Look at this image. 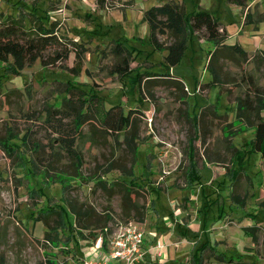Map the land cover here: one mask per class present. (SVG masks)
Wrapping results in <instances>:
<instances>
[{
	"label": "rangeland",
	"instance_id": "1",
	"mask_svg": "<svg viewBox=\"0 0 264 264\" xmlns=\"http://www.w3.org/2000/svg\"><path fill=\"white\" fill-rule=\"evenodd\" d=\"M169 1L0 0V15L21 18L26 24L37 20L49 27L54 23L60 37L86 49L78 76L67 69L74 63L73 52L68 61L55 67L44 68L36 61L19 74L0 63V264H79L83 258H96L104 236L100 229L79 230L69 211L66 222L73 225L69 228L58 226L56 214L44 215L58 212V205L68 210L65 204L72 203L89 214L92 222L111 219L107 239L117 227L134 221L123 217L128 204L124 207L122 194L107 190L111 181L128 183L130 179L144 185L133 190L132 201L143 211L150 209L142 222L135 223L150 236L170 233L176 242L168 264H192L191 258L204 248L201 264H264V165L259 154L248 155L235 179L226 174L231 168V149H242L253 138V130L234 118L233 99L245 86L237 89L228 82L229 76L240 78V67L224 58L213 59L210 67L220 86L210 85L213 74L207 69V54L213 44L195 32L188 34L179 64L165 68L161 64L165 53L152 49L143 13ZM173 1H181L187 14L201 9L217 18L226 29L225 43L239 44L254 57L242 66L244 70L259 85L263 83L257 58L264 52V24L245 25L241 8L226 0ZM117 45L129 52L126 74L116 72L118 59L105 54ZM160 70L182 84L169 83L159 75L146 85L142 82L141 92L137 74ZM66 84L99 92L106 106L120 103L125 110L136 108L144 113L131 177H123L111 166L123 153V136L117 141L102 137L93 142L87 127L84 141L78 144L84 161L80 180L59 183L58 175L68 178L73 171L63 155L46 173L51 182L43 169L37 170L39 175L32 173L28 148L20 145L19 138L29 130L34 134L31 141L48 151L46 136L52 134L41 129L42 120L48 107L60 104ZM214 109L221 118L214 115ZM189 144L194 147L199 173L195 186L187 185L184 174ZM120 164L128 167L129 162ZM95 180L106 181V190L95 187ZM251 228H255V244L245 234Z\"/></svg>",
	"mask_w": 264,
	"mask_h": 264
},
{
	"label": "trees",
	"instance_id": "2",
	"mask_svg": "<svg viewBox=\"0 0 264 264\" xmlns=\"http://www.w3.org/2000/svg\"><path fill=\"white\" fill-rule=\"evenodd\" d=\"M227 2L240 7L242 10L247 7V0H227ZM143 17L149 27V41L152 49L165 53L161 63L165 68H174L179 64L185 53L187 36L195 32L202 33L206 40L214 46V50L212 52L209 51L207 54L209 58L207 69L213 74V81L210 85L220 86L217 73L210 67V62L213 59L218 61L224 58L226 62L231 61L238 68L240 67V78L236 79L229 76L228 82L237 89L245 86L243 93L235 96L233 99L235 103L234 118L237 124L253 130V138L249 144H244L242 149H231V168L229 171L227 170L226 174L230 173L231 178L235 179L242 172L244 163L252 152L259 154L264 165V81L259 85L257 79L242 67L245 63H252L254 57L239 44H226L225 34L218 19L204 10H194L187 14L181 5L170 1L159 6L150 7L144 11ZM255 19L251 11L249 9L246 10L245 23H257L264 20V16H258ZM55 29L56 24L54 23L49 27L42 25L37 20L26 24L21 18L0 15V63L9 65L13 70L11 73L19 74L24 68L31 66L36 61H39L40 65L44 68L55 67L57 64L68 61L70 54L73 52L74 63L70 67H67V69L71 74L78 76L82 70L81 62L86 49L72 41L69 42V40L63 39ZM220 52L224 53L222 57H220ZM106 53H110L118 59V63L115 66L116 72L126 74L129 71L128 51H124L122 47H118L117 45L114 48L106 50ZM216 53H219V56ZM257 64V69H262L264 73L263 54H261L260 58H257ZM142 72L136 76L138 79L136 86L141 92L142 87H140V84L142 82L143 84L146 81L149 83L150 81L153 82L156 80L154 76L159 75L165 76L164 78L169 80V83L174 84L175 82H179L182 84L180 80H176L177 77L169 73H163L164 71L162 70ZM64 94L58 106L51 105L46 109L42 120L43 126L41 129L50 131V134H52V136H46L48 141L47 152H45L46 148L38 142L31 141L30 137L34 136V134H31L29 130L19 138L20 145L28 148V161L31 163L30 170L32 173H37L38 169H43L45 173L43 176L47 178L48 182H51V177H46V173L53 164L62 159L63 155L67 158L68 163L71 164L70 168L73 171L69 176L71 178L58 175L57 180H59V183L62 184L75 178L80 180L81 177L78 172L84 165V161L78 144L84 141L86 137L84 128L87 127L90 131L88 138L93 142H97L102 137H112L117 141L119 136H123L120 142L123 153L111 166L119 169L123 177H131L132 168L136 160L135 155L138 142L145 126L144 113L136 108L125 110L120 103L106 106L105 99L99 92L79 85L66 84ZM206 110L202 112V115ZM213 113L217 118L222 117L217 114L216 110ZM14 145L20 146L16 143ZM186 157L188 163L184 171L185 179L187 185L195 186L199 183V173L194 147L191 144L187 148ZM124 160H128V167L121 166L120 163H123ZM125 181H111V184H108L106 181L95 180L94 186L105 189L106 184H108L107 190H118L122 194L124 207V203L128 204L124 210L123 217L127 220H134L132 221L134 223L135 221L142 222L144 214L148 213L150 209L143 211L142 207L132 201L131 195L134 193L133 190L135 188L143 189L144 185L132 179L128 183ZM58 206L60 208L58 212L49 213L44 216L48 217L49 215L56 214L58 226L69 228L73 226L66 222L67 211H69L79 230H88L92 227L93 229H100L102 235H104L101 237L102 244L105 245V232L109 230L107 223L111 219L108 218L102 224H98L95 221L92 222L88 217L89 214L82 213V209L77 208L72 203L65 204L68 210L63 205ZM127 223L129 221L124 224ZM44 225L47 226L46 223ZM48 234V231H46L45 236L47 240L49 239ZM245 234L251 238L253 244L257 242L255 228L245 229ZM200 250L202 251L203 249ZM198 252L200 251L198 250ZM193 259H195V264H199L197 254L194 255Z\"/></svg>",
	"mask_w": 264,
	"mask_h": 264
},
{
	"label": "built area",
	"instance_id": "3",
	"mask_svg": "<svg viewBox=\"0 0 264 264\" xmlns=\"http://www.w3.org/2000/svg\"><path fill=\"white\" fill-rule=\"evenodd\" d=\"M146 235L141 225L130 222L117 227L106 239L102 259H82L79 264H142L145 255ZM164 245L157 243L156 256Z\"/></svg>",
	"mask_w": 264,
	"mask_h": 264
},
{
	"label": "crops",
	"instance_id": "4",
	"mask_svg": "<svg viewBox=\"0 0 264 264\" xmlns=\"http://www.w3.org/2000/svg\"><path fill=\"white\" fill-rule=\"evenodd\" d=\"M170 1L175 2V3H177V4H179V5H181L183 7V5H182L183 3L181 1H179V2H176V1H173V0H170ZM153 6H159V5H153ZM236 7H238V6H236ZM248 9L251 10V13L253 14V18L254 19H255V17H254L255 14L257 16H262V15L264 16V0H247V7H246V9L244 11L246 12V10H248ZM242 11L243 10L241 9V14L244 17V24L246 25L247 23H245V13H243ZM259 23H260V25L264 24V20L258 21L256 24L258 25ZM221 28H222L223 33L225 34V38H226V36H227L226 35V29H225V27L223 25H221ZM255 29H257V27ZM213 50H214V46H213V49L210 50V51L212 52ZM261 53L264 54V52H261ZM263 114H264V112H263ZM250 226H254V225H250ZM255 227H258V226H255ZM145 235H146L145 255H144V261L142 262V264H168L169 263V257L172 256L171 245L174 243L173 242L174 240H172V235L170 233L169 234H166V235L164 233L159 234V235L153 234V236H150L148 233H145ZM248 239L251 242V238L248 237ZM99 241L101 242V246L98 248V251L95 254L97 257L96 258H94V257L91 258L92 260L102 259L103 256H104V254H105V245L102 244V240H99ZM158 242L164 245V248L160 251V256L159 257L156 256V250H155V246H156V244ZM190 244L191 245L192 244L194 245V242L193 243H190ZM174 246L176 248V242L174 243ZM204 249L202 251H204ZM201 252L195 253L194 255L197 254V258L199 259V258H201ZM175 255H178V253H175ZM191 260H193V263L192 264H195L194 263V260L195 259H193V257L191 258ZM198 262H199V264H201L200 259H199ZM202 264H206V263H202Z\"/></svg>",
	"mask_w": 264,
	"mask_h": 264
}]
</instances>
